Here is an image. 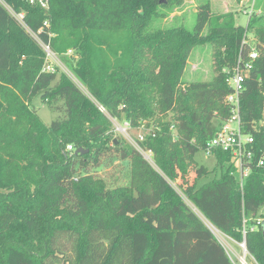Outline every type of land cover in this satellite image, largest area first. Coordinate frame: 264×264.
Wrapping results in <instances>:
<instances>
[{
	"label": "trees",
	"instance_id": "obj_1",
	"mask_svg": "<svg viewBox=\"0 0 264 264\" xmlns=\"http://www.w3.org/2000/svg\"><path fill=\"white\" fill-rule=\"evenodd\" d=\"M29 1L2 0L13 14L0 3V264H233L195 210L264 264L263 18L253 12L244 27L204 0L187 29L156 24L160 9L182 0H45L46 10ZM119 30L125 40L112 47L106 39ZM96 40L105 43L100 55ZM42 44L73 51L72 73L90 97L44 68ZM204 44L214 50L212 78L183 82L191 50ZM252 49L240 92L250 170L240 186L230 154L218 150L217 166L191 178L181 144L174 160L170 144L203 148L229 115L228 75ZM36 96L58 113L48 124L30 105ZM110 118L147 127L135 141L154 166L111 138ZM111 154L130 162L126 187L107 188L87 170Z\"/></svg>",
	"mask_w": 264,
	"mask_h": 264
},
{
	"label": "rangeland",
	"instance_id": "obj_2",
	"mask_svg": "<svg viewBox=\"0 0 264 264\" xmlns=\"http://www.w3.org/2000/svg\"><path fill=\"white\" fill-rule=\"evenodd\" d=\"M201 1L204 0H182L181 4L177 7H173L171 9L163 7L162 9H160V11L165 14V17H163V19L161 20H158L156 24L160 26L181 24L187 29H192L195 23L196 8ZM29 2L32 3L33 0H30ZM0 3L3 4L10 13L13 14L12 10L4 2H2V0H0ZM37 3H39L40 6L46 10L47 7L45 0H37ZM209 3L211 12L213 14L232 12L235 24L242 25L244 27L246 26L249 16L248 11H246L248 7L252 6V13L256 12V14L260 15L264 20V0H209ZM16 15L17 17L20 16V14ZM116 33L117 34H113L112 37L108 40L106 39L107 42L111 43L112 47L116 46L117 39L120 42H123L125 40L126 32L119 30L116 31ZM253 36L254 35L252 31L247 33V38L249 40H252ZM41 47L45 53L43 65L44 68L64 72L78 85V87L87 96L90 97L87 89L72 73L71 66L76 61V56L74 55L73 51L67 49L64 52H55L50 47L46 51V49L44 48V44H42ZM96 47V52L100 55L105 50V43L103 44L96 40ZM213 53L214 50L212 45L210 44L198 45L194 47L191 50L186 61L185 69L182 75V81L191 82L210 80L215 71ZM30 105L36 109L38 116L45 124L51 122L58 115L56 111L50 109L45 103H42L37 96L30 101ZM115 121L119 126L123 128L126 127V133L128 137H126L127 135H125L123 132L115 130L113 124H111V138L116 140L117 143L135 147L140 151L143 157L154 166L151 160L150 153L142 150L139 144L135 141L136 136L146 135L148 133L149 130L147 129V127L145 128L144 126L145 129L143 127L134 129L127 126V121L123 120L122 118H117L115 119ZM179 144H181V148L187 163L191 165V169L189 171L191 178L195 175V173L197 172L196 169L200 166L205 167L208 170L213 169L217 166L214 155H207L203 149H199L194 152L191 144H188L187 142H172L170 144V159L174 160V150L179 146ZM102 160L103 161L98 165H91L89 163L87 170L91 175L96 178L102 179L107 188L115 186L126 187L127 185H129L130 162L128 161V159L122 160L120 159L119 155L111 154L108 156H103ZM172 167L175 168L174 164H172ZM171 184L175 187V184L173 182ZM183 199L185 198L183 197ZM188 204L190 205V203ZM191 207L193 208V206ZM193 210L195 209L193 208ZM195 212L197 216H199V218L203 220L204 224H206L212 230L215 238L223 246L225 252L229 256L233 264H240L241 257L245 258L246 264H257L252 256H250L246 249L242 246L243 242H234L225 235H222L219 231L214 232L211 225L202 217V215L196 210ZM260 219L262 220L263 216Z\"/></svg>",
	"mask_w": 264,
	"mask_h": 264
},
{
	"label": "built area",
	"instance_id": "obj_3",
	"mask_svg": "<svg viewBox=\"0 0 264 264\" xmlns=\"http://www.w3.org/2000/svg\"><path fill=\"white\" fill-rule=\"evenodd\" d=\"M246 11H248V14H251L252 6L248 7ZM21 17L22 14H20V16L17 18L20 20ZM44 48L47 51L49 47L44 44ZM256 56V51L252 49L248 54V61L244 63V67H241L240 63H237V65L229 73L228 85L230 87V91L223 99L224 104L229 109V115L219 126L214 135L205 142L202 148L207 155H212L218 150L228 152L230 154L231 163H233L234 167L236 168L240 186H242L244 178L247 176L250 170L254 156V151L252 150L253 137L249 133L243 131L241 127L240 92L243 89V81L245 78L243 71L246 72L247 69L250 68V61L255 59ZM99 108L104 112V109L101 106ZM110 120L115 130L123 132L125 135H127L126 127L123 128L119 126L114 118H110ZM127 126H129L128 123ZM126 137H128V135ZM138 138L141 140L142 135H138ZM73 149L74 148L71 144L66 145V150L72 151ZM263 162L264 150L257 159V165H263ZM257 220L259 221L260 218ZM251 229H253V227ZM244 231L245 230H243V234Z\"/></svg>",
	"mask_w": 264,
	"mask_h": 264
},
{
	"label": "water",
	"instance_id": "obj_4",
	"mask_svg": "<svg viewBox=\"0 0 264 264\" xmlns=\"http://www.w3.org/2000/svg\"><path fill=\"white\" fill-rule=\"evenodd\" d=\"M115 142H116V140H114ZM83 151H86V150H82V148H77V149H75L74 150V153L76 154V153H81V152H83ZM261 226H262V228H263V230H264V218L261 220ZM209 228V227H208ZM210 229V228H209ZM210 231L212 232V230L210 229ZM213 233V232H212ZM242 246L245 248V246H244V243H242Z\"/></svg>",
	"mask_w": 264,
	"mask_h": 264
},
{
	"label": "bare ground",
	"instance_id": "obj_5",
	"mask_svg": "<svg viewBox=\"0 0 264 264\" xmlns=\"http://www.w3.org/2000/svg\"><path fill=\"white\" fill-rule=\"evenodd\" d=\"M212 229L214 230V232H218L213 226H211ZM217 234V233H216ZM240 264H246V261H245V258L244 257H241L240 258Z\"/></svg>",
	"mask_w": 264,
	"mask_h": 264
}]
</instances>
